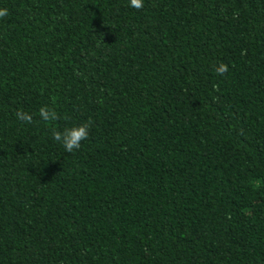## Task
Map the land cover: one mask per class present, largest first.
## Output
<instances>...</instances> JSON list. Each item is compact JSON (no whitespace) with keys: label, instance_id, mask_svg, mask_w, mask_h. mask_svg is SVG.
<instances>
[{"label":"trees","instance_id":"obj_1","mask_svg":"<svg viewBox=\"0 0 264 264\" xmlns=\"http://www.w3.org/2000/svg\"><path fill=\"white\" fill-rule=\"evenodd\" d=\"M0 9V264H264V0Z\"/></svg>","mask_w":264,"mask_h":264},{"label":"clouds","instance_id":"obj_2","mask_svg":"<svg viewBox=\"0 0 264 264\" xmlns=\"http://www.w3.org/2000/svg\"><path fill=\"white\" fill-rule=\"evenodd\" d=\"M144 0H129V5L135 9L143 7ZM6 9H0V17L6 14ZM217 74L223 75L228 71V66L220 64L215 68ZM39 116L42 121H56L59 119L58 113L51 107L41 106L39 109ZM16 118L22 122L31 124L33 117L26 111H17ZM89 135V125L86 123L76 124L74 126H66L62 130L54 131L52 139L61 144L66 152H74L81 148L82 142L87 140Z\"/></svg>","mask_w":264,"mask_h":264}]
</instances>
